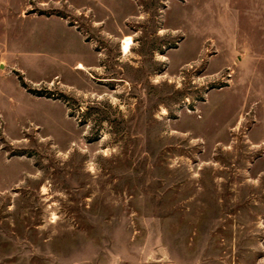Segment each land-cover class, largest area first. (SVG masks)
I'll use <instances>...</instances> for the list:
<instances>
[{
    "label": "rangeland",
    "instance_id": "obj_1",
    "mask_svg": "<svg viewBox=\"0 0 264 264\" xmlns=\"http://www.w3.org/2000/svg\"><path fill=\"white\" fill-rule=\"evenodd\" d=\"M0 264H264V0H0Z\"/></svg>",
    "mask_w": 264,
    "mask_h": 264
},
{
    "label": "bare ground",
    "instance_id": "obj_2",
    "mask_svg": "<svg viewBox=\"0 0 264 264\" xmlns=\"http://www.w3.org/2000/svg\"><path fill=\"white\" fill-rule=\"evenodd\" d=\"M133 40L130 37H127L124 42H123V52L125 54H129L132 50V46H133Z\"/></svg>",
    "mask_w": 264,
    "mask_h": 264
}]
</instances>
